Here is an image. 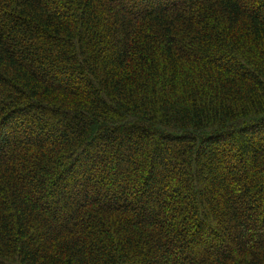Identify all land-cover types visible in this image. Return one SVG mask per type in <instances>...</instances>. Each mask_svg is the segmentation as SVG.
<instances>
[{
  "label": "trees",
  "instance_id": "trees-1",
  "mask_svg": "<svg viewBox=\"0 0 264 264\" xmlns=\"http://www.w3.org/2000/svg\"><path fill=\"white\" fill-rule=\"evenodd\" d=\"M0 264H264V0H0Z\"/></svg>",
  "mask_w": 264,
  "mask_h": 264
}]
</instances>
